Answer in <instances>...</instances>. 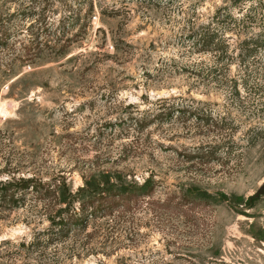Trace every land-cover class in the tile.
Returning <instances> with one entry per match:
<instances>
[{"label":"rangeland","instance_id":"rangeland-1","mask_svg":"<svg viewBox=\"0 0 264 264\" xmlns=\"http://www.w3.org/2000/svg\"><path fill=\"white\" fill-rule=\"evenodd\" d=\"M229 2L0 0V181L153 183L58 235L54 200H0V264H264V43L230 36L233 94L187 37ZM237 2L262 34L264 0Z\"/></svg>","mask_w":264,"mask_h":264},{"label":"trees","instance_id":"trees-1","mask_svg":"<svg viewBox=\"0 0 264 264\" xmlns=\"http://www.w3.org/2000/svg\"><path fill=\"white\" fill-rule=\"evenodd\" d=\"M259 1L262 5V0ZM236 3L237 0H230L218 7L205 22L198 23L197 18L194 19L187 36L191 40V52H211L215 57V64L206 72L209 83L224 87L233 94L237 92V80L229 75L233 61V56L229 54L230 36L242 37L239 46L245 52L250 51L251 45L264 43V32L249 36L257 23V16L250 12L237 16L233 12ZM29 191L56 202L51 207L48 220L52 229H56L52 230L53 233L58 235L65 227L83 226L90 218L112 215L115 211H129L130 205H135L139 197L148 196L153 191V183L149 178L141 185L126 183L117 171H98L84 177L83 185L75 193L64 181L43 182L34 177L0 181V200L12 207L23 204Z\"/></svg>","mask_w":264,"mask_h":264}]
</instances>
